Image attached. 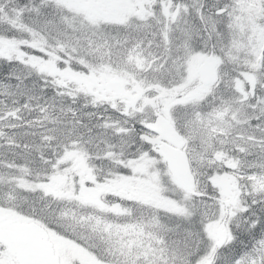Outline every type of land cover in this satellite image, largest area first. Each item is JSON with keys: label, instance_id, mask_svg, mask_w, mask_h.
<instances>
[{"label": "snow or ice", "instance_id": "6c2138e0", "mask_svg": "<svg viewBox=\"0 0 264 264\" xmlns=\"http://www.w3.org/2000/svg\"><path fill=\"white\" fill-rule=\"evenodd\" d=\"M41 2L44 4L48 0H41ZM63 2L64 0H54L57 6ZM28 10L35 12L37 15L40 14L39 8ZM2 11L3 8L0 7V12ZM12 11L19 18L25 8H14ZM167 12L168 9L165 8V13L167 14ZM227 12L228 8L226 5L217 4L216 12L213 15ZM172 15L176 16V13L173 12ZM3 19L7 20L8 17H3ZM9 23L14 27L17 19H12ZM208 23H211V20ZM53 26L51 21L37 22L34 28L28 29L32 35L31 41L16 40L14 36H9L7 32L4 35H0V50L7 48L9 53L8 55H0V61H4L11 66L6 79L17 81L16 85L13 86L11 83H5L0 80V89H3L6 97L13 99V104L10 107L5 106L4 110L0 112V141H3V143H0V148H5L6 151L15 153V149L20 148L22 152H27L31 147L27 143L20 145L16 142V132H12L9 135L3 129L7 128L11 131L23 127L24 125L20 123L23 119L21 110H30L29 102L32 100L38 101L40 98L35 95L38 85L34 82L32 87L29 88L25 85V80L36 75L42 81L41 89L49 86L50 81L47 79L46 69L42 65L44 63V55L49 57L48 64H52L56 59L54 50L46 51V48L49 47L46 34L51 31ZM8 31H11V29ZM181 31L183 34L171 41V46L175 47L178 53H183L179 59L172 62L176 71H182L185 63H191L194 59L208 58L214 60V57H202L201 53L192 47L193 36L190 29L184 28ZM75 43L72 40L67 42L57 41V46L60 51H65L66 47L69 45L74 46ZM163 43L167 49L169 46L167 30H165ZM21 45L25 48L39 51L41 57L36 58L31 53H25ZM258 51H264V44L258 48L254 47L253 55H256ZM230 52L231 49H228L226 54H230ZM140 54L141 51L138 45H133L126 52L128 60H134ZM232 58L235 59V57ZM250 68H257L255 62L250 64ZM165 69L172 71L173 67L165 65L161 68V71ZM249 79L251 78L249 77ZM51 83L56 86L60 81H52ZM233 83L236 91L242 93V95L230 101H222V106L214 109L207 117H201L199 113H196L185 134V140H191L199 136L204 146V151L200 156L202 166L207 169L206 172L202 173L206 199H199V202H197V197L191 195L192 191L200 190L199 185H197L194 189L186 190L183 201L178 202L179 206H174L172 211L188 225L185 229V240L188 235H191L194 238H198L207 249L205 254L199 256L196 264H264V156H261L255 163L243 160V157L249 155L253 150H257L258 153H264V97H257L255 102L245 103L246 98L251 96L252 93L244 92L239 79L229 82L230 85ZM210 84L211 81L205 82L202 86L203 91H208ZM137 87L140 88L141 86L138 85ZM149 87H152V85H149ZM156 90L159 93L157 99L164 104V107L163 109L157 108L156 115L159 120H139V123L147 129H159L161 121L166 118L168 112L166 97L175 92V89L166 90L159 86H156ZM58 95L63 98V93H58ZM20 98H24L25 101L22 105L19 103ZM186 98L196 100L199 99V95L190 93L189 97ZM233 103L238 104L239 107L233 108ZM0 104H3V101H0ZM37 108L42 115L36 121V124L44 121L45 123L41 124V126L45 127L46 131L39 134L41 143L35 145V150L41 151L43 147L51 145L53 142H60L63 144L64 152L63 154L54 152L55 161L43 160L45 174L43 178L37 176L34 183L26 182L23 176H18L15 172L11 173L8 182L12 192L6 194L9 200L17 192L23 193L26 191L40 193L45 197H48L49 194L53 196L61 194L72 195L71 191L64 193L55 191L57 182L62 180L58 167L59 160L68 153L71 146L68 141L79 142L81 145L84 141L81 137L75 135L78 129H73L72 132H69L67 129H62L58 126H47V122L55 115L52 111L54 103L37 104ZM229 114H231V119L226 121V117ZM28 126L32 127L34 125L29 121ZM112 130L122 137L131 136L135 133V128L126 129L119 123L114 125ZM216 133L220 135L215 136L214 134ZM33 135L36 134L33 133ZM140 140L142 143L147 144L148 136L141 135ZM226 145L231 147H225ZM109 147L113 148L115 146L109 144ZM146 156L147 153H144L140 159L143 160ZM237 157H240V159H237ZM245 165L251 169V172L245 176L247 196L228 202L222 198V194L216 188L212 187L210 181L215 182L214 174L229 171L235 174L244 169ZM6 166L10 169L19 167V172L22 174H28L29 172L27 166H18L15 161L8 163ZM103 187V184L97 185V196L99 195V190ZM83 197L84 192L77 199ZM96 202L99 203L98 200ZM43 207L44 203L42 201V207L37 209V211L42 210ZM197 220L199 221L198 224ZM150 222L157 225L158 234L149 233L148 239L145 241L143 233L138 232L137 240L133 246V243L122 239L113 240L109 226L97 219L93 225V231L100 233L105 239L97 244L95 237L87 238L91 240L92 244L96 245V251L94 252V255H97L96 264H187L180 243L178 241L169 243L165 238L166 233L173 230L169 229L167 225L160 223L156 217H152ZM210 224H216L222 228L224 233L222 239L208 238L207 228ZM242 226V233L238 235V230ZM153 241L156 245L155 248L149 246ZM89 246L91 247V245ZM108 257H113V259L109 260Z\"/></svg>", "mask_w": 264, "mask_h": 264}, {"label": "rangeland", "instance_id": "374dc122", "mask_svg": "<svg viewBox=\"0 0 264 264\" xmlns=\"http://www.w3.org/2000/svg\"><path fill=\"white\" fill-rule=\"evenodd\" d=\"M72 1V4L75 6L77 5V0H71ZM73 7V6H72ZM85 7L92 12L93 15H100V14H104V13H107V10L109 9L112 14L114 15V20L117 22L120 18V14L116 11L117 9V4H116V0H87L85 2ZM112 21H114L113 19H111ZM45 21H51L52 22V25H54L53 27H51V33L54 35V36H57L58 39L60 40H72V41H75L74 39H70L68 38V36H66V33H65V22L61 21L60 19H48V18H45L43 17L42 19L41 18H37L36 19V22H39V23H43ZM50 33V34H51ZM92 37H95V36H92ZM139 42V49L141 51V54L134 60H132V70L131 71H127V70H124V69H119L123 74H126L129 78H132L133 75H135V73H137V75L139 76H144V68L145 67H148V69H151L152 71L154 70H158L157 72L160 74H162V80L163 81H166V72H169L167 69H165L164 71H161L159 69V67L157 65L153 66V61H149L148 64H146V61L147 59L144 57V37H142L141 40L138 41ZM76 43L78 44L79 47L83 48L87 51H89L90 53H96L98 51H111V49H114V48H106V45L104 43H96V42H90V43H84V41H79L77 40ZM107 54H110L109 52H107ZM113 56L114 55H119V53H116V52H112ZM165 65H163L164 67ZM121 68V67H120ZM187 73L189 74L190 72L187 70ZM133 74V75H132ZM109 82L112 80V79H108ZM152 82V80H150ZM101 87V86H100ZM107 89L106 88H102L101 87V90L99 92L100 96L103 97V95L107 94ZM126 89L124 90L123 88V85H122V88L120 90L119 93L116 92V99L120 100V103L125 107L127 106L128 104V100L129 98H131V96H127L126 94ZM111 92V91H109ZM187 122V124H186ZM183 127H184V131H185V134L187 133L188 131V120H186L185 118V125L183 124ZM194 140H196L199 144L203 145L201 139L199 136H196L195 138L191 139V140H188V142H193ZM204 151V147L202 149H199V150H194L195 151V154H197L198 152L200 151ZM199 162H201L199 160ZM255 163V162H254ZM227 167V166H226ZM251 172V169L248 168L247 166L235 173V175H238L240 177H243L245 179V176L247 173H250ZM226 173V172H224ZM224 173H220L222 175H224ZM253 175H255L253 173ZM237 178L236 176L234 177V175H232V172H227L226 175L224 176H218V177H214V183L212 182V184L214 185V187L217 189V191H219L220 193H226L228 191H230L232 188V183H237V180L235 179ZM95 220H97L96 218H94ZM88 219L85 218V217H82V216H79V219L77 220L78 224L81 225V224H84L82 225V228L84 227L86 230H88L90 236H92L94 234V231H93V220L91 221L90 224L87 223ZM100 221L103 222V224L105 223H109L108 224H105L107 226H109V229L111 231V238L113 240H124V241H128L130 243H133V246L135 244V241L137 240V234H135V232L132 231L131 227L129 225H126L124 226L123 228H113L112 227V222L110 220H107V219H101ZM5 229H10L11 227H8L7 224H4V227ZM133 233V234H131ZM105 239L104 236H102L100 233H99V237L96 241L97 244L101 243L103 240ZM113 259V257H112Z\"/></svg>", "mask_w": 264, "mask_h": 264}, {"label": "trees", "instance_id": "16d2710c", "mask_svg": "<svg viewBox=\"0 0 264 264\" xmlns=\"http://www.w3.org/2000/svg\"><path fill=\"white\" fill-rule=\"evenodd\" d=\"M40 1L41 0H0V7L3 8V11L0 12V26L3 24H10L9 23V21L11 20L10 18L16 15V13L12 11L14 8L19 9L21 7H24L25 11L22 14H30L32 13V11H29L28 9L38 8L35 5L39 3ZM3 17H8V19L5 20L3 19ZM6 32L7 34H9L8 30L0 29V35H4ZM159 192L161 193L162 196L166 197V194L171 193V190H166L165 188H163ZM184 195H185V192H183L181 189H174V192L171 194H168V198L166 199H169V198L171 199V196H172V200H175L177 202V206H179L178 202L183 201ZM198 223L199 221L197 220V224ZM186 227H188V225ZM242 228L243 226L241 227L240 230H238V235L242 233Z\"/></svg>", "mask_w": 264, "mask_h": 264}, {"label": "water", "instance_id": "95a60500", "mask_svg": "<svg viewBox=\"0 0 264 264\" xmlns=\"http://www.w3.org/2000/svg\"><path fill=\"white\" fill-rule=\"evenodd\" d=\"M170 160V159H169ZM172 167L176 172L177 177L180 181H182L185 187L192 186V178L188 172L187 163L184 160H180L179 162H173ZM223 231L219 232L220 239L223 238Z\"/></svg>", "mask_w": 264, "mask_h": 264}]
</instances>
